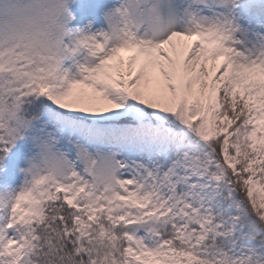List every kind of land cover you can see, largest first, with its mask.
<instances>
[{
    "label": "snow or ice",
    "instance_id": "6c2138e0",
    "mask_svg": "<svg viewBox=\"0 0 264 264\" xmlns=\"http://www.w3.org/2000/svg\"><path fill=\"white\" fill-rule=\"evenodd\" d=\"M0 264H264V0H0Z\"/></svg>",
    "mask_w": 264,
    "mask_h": 264
}]
</instances>
